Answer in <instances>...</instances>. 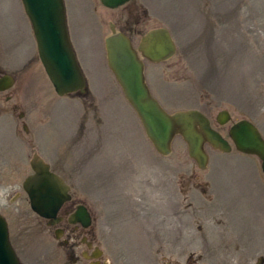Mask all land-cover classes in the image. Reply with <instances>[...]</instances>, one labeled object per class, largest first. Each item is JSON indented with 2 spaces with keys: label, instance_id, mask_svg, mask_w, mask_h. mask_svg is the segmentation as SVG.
I'll use <instances>...</instances> for the list:
<instances>
[{
  "label": "rangeland",
  "instance_id": "374dc122",
  "mask_svg": "<svg viewBox=\"0 0 264 264\" xmlns=\"http://www.w3.org/2000/svg\"><path fill=\"white\" fill-rule=\"evenodd\" d=\"M63 1L69 39L91 91V104L79 96L56 95L35 54L20 1L0 0V74L14 76L16 92L11 95L17 103L20 86L26 94L14 116H0V215L20 264L74 260L43 231L22 189L31 173L29 161L38 152L71 187L74 205L90 211V231L105 263L184 264L188 258L187 264H216L205 254L212 248L220 264H264V258L255 259L264 254V178L258 159L234 149L218 153L206 145L209 162L201 171L178 136L172 154L159 155L123 100L105 52L107 25L115 24L118 13L124 12L118 24L126 28L134 47L147 31L169 29L174 57L159 64L143 61L152 96L169 113L195 109L213 124L220 111H227L231 120L220 129L225 137L231 123L247 120L264 138V0H133L116 10L99 0ZM21 67L26 69L22 78ZM32 99L37 109L33 119L28 118L30 132L17 133L19 119L14 117L32 112ZM12 103L0 100L2 107ZM179 173L192 182L184 207L183 193L173 182ZM192 187L198 189L188 191ZM149 199L155 203L147 211L150 220H144L138 207ZM178 209L182 212L176 213ZM150 229L173 242L180 238L184 245L193 240V246L202 249V261H196L200 251L195 247L189 255L183 247L170 251L167 246L166 254L149 255L147 244L155 239ZM105 233L115 248L105 245ZM200 234L204 243L197 241ZM75 258L84 264L77 251Z\"/></svg>",
  "mask_w": 264,
  "mask_h": 264
},
{
  "label": "water",
  "instance_id": "95a60500",
  "mask_svg": "<svg viewBox=\"0 0 264 264\" xmlns=\"http://www.w3.org/2000/svg\"><path fill=\"white\" fill-rule=\"evenodd\" d=\"M32 27L37 51L45 72L59 96L72 92H85V81L72 51L67 32L63 0H21ZM130 0H100L109 9H115ZM108 67L120 85L124 97L138 115L147 137L161 155L171 152V142L177 135L187 145L188 155L198 168L207 166L204 145L229 152L230 146L211 129L208 120L198 111L166 113L150 95L145 84L142 59L151 62L165 61L175 54V46L167 29L147 32L137 49L121 32L111 26V35L105 40ZM12 81H0V90L10 87ZM229 120L227 112L218 116V122ZM229 137L236 149L256 155L264 172V140L254 125L247 121L234 124ZM34 172L26 178L23 189L30 200L31 209L39 216L54 219L57 211L69 196L68 188L51 174L41 160L34 157L30 163ZM88 214L82 207L73 215L74 221L89 223ZM53 224V222H51ZM5 252V253H4ZM8 254V256L6 255ZM0 264H19L8 240L7 225L0 217Z\"/></svg>",
  "mask_w": 264,
  "mask_h": 264
},
{
  "label": "flooded vegetation",
  "instance_id": "af4514ba",
  "mask_svg": "<svg viewBox=\"0 0 264 264\" xmlns=\"http://www.w3.org/2000/svg\"><path fill=\"white\" fill-rule=\"evenodd\" d=\"M122 14H124V12L122 13H118L116 14V20H114V27L117 31H121L123 33H125L127 36L129 35L128 31H126V28L122 29L118 22L120 21V19L117 20V17H120ZM127 14V13H126ZM127 16V15H125ZM137 35L138 33L135 32ZM27 65V64H26ZM1 70V69H0ZM24 71H26V69L24 67H21L20 68V72H19V76H21V78L23 76H25V73ZM5 76H9V77H12L13 78V85L11 86V88L7 89L6 91H0V100L1 99H4V101H11L13 100L14 103H12V105L9 106V108H6V107H2L0 106V116L3 115V114H12V112H15L17 111L20 107H23V101H22V98L24 97V93H23V90H22V86H20V90L18 92V95H19V104L17 103V101H15L16 99V95L12 96L11 93L12 92H16L15 89L13 90V86L15 85V78L14 76H12L11 74H3L1 73L0 74V79L2 77H5ZM1 85V84H0ZM88 87V85H87ZM72 95H75V96H79L81 97L85 102L87 103H90L88 99H90V96H89V89L87 88V92L83 95H81L79 92H75L73 93ZM91 104V103H90ZM32 107H33V110L35 108V103H32ZM23 111V110H22ZM29 111V110H28ZM30 112V111H29ZM14 116V115H13ZM15 119H19V122H18V125H15V130L17 133H22V131H24V133H29L30 132V126L31 124L28 123V118L29 119H33V115H31V113H26V115H24L23 112H21L20 114H18V116H15L14 117ZM21 118H23L22 120H20ZM208 118V117H207ZM27 119V122L25 121ZM209 119V118H208ZM215 123L213 124V122L209 119L210 121V124L211 126L221 134V136L229 141V137H228V132H229V129L230 127L236 123H231L228 131H227V136H223L222 132L220 131V129H222L226 124L224 125H219L217 123V120H216V117H215ZM238 122V121H237ZM229 123V122H228ZM24 127V130L22 129V127ZM22 130V131H21ZM230 142V141H229ZM232 149L233 146H232ZM235 151V149H234ZM35 153H33L34 155ZM32 155V156H33ZM49 170L53 172V170L49 167ZM32 174V171L31 173ZM56 174V173H54ZM57 175V174H56ZM173 179L175 182V184L178 186V191L180 194H182V196L180 197L182 202L180 204V207H184L186 204H187V200L184 196V194L187 193V188L188 186H190V181H189V177L188 175H186V173H184V175H182L181 173L179 174H174L173 175ZM186 180V184L184 185L182 183V180ZM197 187H192L190 188L188 191H194ZM198 189V188H197ZM71 195V194H70ZM176 195L179 196V194L176 192ZM155 197V196H154ZM161 198V197H160ZM163 201H167V199H164ZM152 203L154 204L155 203V200L152 199V200H145V201H142L141 202V205L140 207H138V213L141 215V217L144 219V220H150V215L147 214V211H149V205H152ZM79 204L77 205H74V203L72 202V196H71V200L69 202H66L62 205V207L60 208L58 214H57V223L54 225V226H49V220H46V219H42L40 218V223L42 225V229L43 231H46L47 233H50L52 234V236L54 237L55 241L57 242V246L58 248L63 251L64 253L68 254V257H73L74 260L73 261V264H77V261H76V258H75V252L77 251L79 254H81L82 258L84 259V264H110V263H105L104 259H103V252L101 249H99V247L97 246L96 242H94V234L92 233V231H90L91 227H92V217H91V213L90 211L88 210V208L86 207L88 213H89V216H90V225L88 227H83L82 224L80 223H75V224H72L69 222V218L71 216V214L75 211L76 209V206H78ZM179 212H182L181 209H178L176 213H179ZM184 214V213H183ZM183 216V215H182ZM181 224L182 222H179L178 223V227L179 229H184V227L181 228ZM56 235H59V237L57 238ZM149 235H151L153 238L155 239H152L153 241V244H147V253L149 255H151L152 253L154 252H161V255H164L166 254V251L165 249H168L171 251L173 248L177 249V248H181L183 247V249L185 250V255H189V254H186L187 251L190 249V248H194L199 250L200 253L198 255V258L196 259V261H199V263L202 261V252H201V247H198V246H193V240H191L188 244L184 245L182 244V242L180 241V238L178 239V242H173L171 238L169 237H166V236H156L154 234V232L150 229L149 230ZM105 245L106 246H109L110 248H115L110 240H109V237L108 235H106L105 233ZM198 242L199 243H204L205 242V239L202 237V235H198ZM147 239V238H146ZM167 240V241H165ZM80 242V245L77 243V242ZM167 246V247H166ZM243 249V247H242ZM240 249V250H242ZM244 250V249H243ZM173 254H174V250H173ZM207 256L210 255V259L214 260V262L216 264H220L221 261L219 259V256H218V253L215 252V254H213V249L212 248H209V250L207 249L206 250V253ZM184 255V256H185ZM240 255L241 252H240ZM263 254H256V257L255 259H257L256 261H260V260H263L261 258H264V257H261L259 258V256H262ZM243 256V255H242ZM245 259V257H244ZM242 259V260H244ZM189 260L190 262L192 263V260H191V257L189 256ZM247 260V258L245 259ZM245 260L243 261V263L245 262ZM188 262V258L184 261V264H187ZM261 262V261H260ZM171 264V263H169Z\"/></svg>",
  "mask_w": 264,
  "mask_h": 264
},
{
  "label": "bare ground",
  "instance_id": "6f19581e",
  "mask_svg": "<svg viewBox=\"0 0 264 264\" xmlns=\"http://www.w3.org/2000/svg\"><path fill=\"white\" fill-rule=\"evenodd\" d=\"M5 253V252H4ZM6 255L8 256V254L6 253Z\"/></svg>",
  "mask_w": 264,
  "mask_h": 264
}]
</instances>
